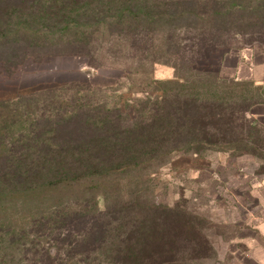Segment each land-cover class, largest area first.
<instances>
[{"label": "rangeland", "instance_id": "374dc122", "mask_svg": "<svg viewBox=\"0 0 264 264\" xmlns=\"http://www.w3.org/2000/svg\"><path fill=\"white\" fill-rule=\"evenodd\" d=\"M121 6L0 0V107L10 110L0 114V264H133L146 255L243 264L259 240L264 124L247 114L260 147L242 155L175 148L196 136L202 111L251 104L232 102L248 86L221 73L228 55L233 63L243 49L264 53V0L201 1L210 20L188 21L169 64L154 63L143 21H110ZM119 225L130 242L148 232L142 254L112 256L93 239L66 250L68 230Z\"/></svg>", "mask_w": 264, "mask_h": 264}, {"label": "trees", "instance_id": "16d2710c", "mask_svg": "<svg viewBox=\"0 0 264 264\" xmlns=\"http://www.w3.org/2000/svg\"><path fill=\"white\" fill-rule=\"evenodd\" d=\"M111 5L113 2H121L123 6L118 8L117 15H107L112 17L110 20L116 24H130L133 19H137L135 22L146 24L148 27L147 32L153 33L152 37L154 39V63H170L169 57H174L179 59V56H174L170 51H173L179 45V32L182 29L188 31V21L194 18L200 19L201 21L210 20L209 17L200 14V4L203 0H106ZM204 1H215V0H204ZM230 8V6H227ZM104 25L107 24V21ZM125 32H128L127 30ZM126 35V34H125ZM127 36V35H126ZM166 48V49H165ZM172 67L177 68L176 61ZM241 82L248 88H242L239 95L232 99L240 100L247 98L251 100V104L243 110L232 111L230 108L229 112L212 115L209 112H203L201 116V126L198 132L195 133L196 136H191L187 139V144H181L175 148V150H180L181 148L196 149L200 146H206L208 148L215 147L217 149H232L236 150L240 147V155L256 151L259 148V144L256 141L255 129L252 125V120H249L247 114L253 106L264 104V80L257 82L255 80H236ZM250 87V89H249ZM248 89V90H247ZM183 92L186 96L189 92L184 86L179 89V92ZM180 92V93H181ZM19 98V96H16ZM222 99V98H221ZM223 100V99H222ZM220 101V104L225 103V101ZM234 100V101H233ZM203 110L209 109L208 105H202ZM210 110V109H209ZM2 111H10L9 109H2L0 107V114H4ZM8 115V114H7ZM7 115L5 117H7ZM253 118L254 116L251 115ZM258 120L256 117H254ZM254 120V119H253ZM259 121V120H258ZM3 125L0 121V126ZM174 139H176L174 137ZM177 143V142H176ZM239 155V154H237ZM116 226H106L105 229L98 232L95 226L88 230L85 234H79L74 232V230H68L65 234L71 240L66 242L68 248L66 250L70 253H76V251L81 250L82 246L89 245L90 240L93 239V244L97 246L99 251H103L106 254L118 255L125 254L129 252H140L142 254L146 242L145 235L148 233H141L143 238H137L136 241L130 242L126 239L127 235H124L122 229ZM144 228L143 226L141 227ZM141 231V230H140ZM100 233H107L109 236H113L112 239H100L98 236ZM111 234V235H110ZM118 240V241H116ZM28 244L46 246L49 245L47 241H32ZM39 246V247H40ZM81 248V249H80ZM41 249V248H40ZM131 254V253H130ZM129 256V255H128ZM142 259V264H158V261L154 259H148V255ZM4 261V259H2ZM134 260L133 264H140ZM4 263V262H2Z\"/></svg>", "mask_w": 264, "mask_h": 264}, {"label": "crops", "instance_id": "0c3cea01", "mask_svg": "<svg viewBox=\"0 0 264 264\" xmlns=\"http://www.w3.org/2000/svg\"><path fill=\"white\" fill-rule=\"evenodd\" d=\"M231 55H228L223 62L222 77L257 82L264 80V53H258L250 48L243 49L235 54V62L227 63ZM250 113L264 124V104L253 106ZM253 227L258 231L259 240L245 254L243 264H264V200H262L260 216Z\"/></svg>", "mask_w": 264, "mask_h": 264}]
</instances>
